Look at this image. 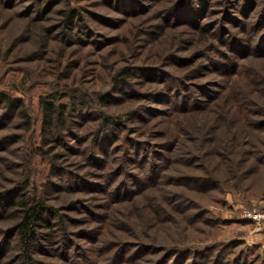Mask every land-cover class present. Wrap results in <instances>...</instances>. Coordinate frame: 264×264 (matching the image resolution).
Listing matches in <instances>:
<instances>
[{
  "label": "rangeland",
  "instance_id": "rangeland-1",
  "mask_svg": "<svg viewBox=\"0 0 264 264\" xmlns=\"http://www.w3.org/2000/svg\"><path fill=\"white\" fill-rule=\"evenodd\" d=\"M177 1L0 0V89L12 96H21L32 119L29 130H20L17 118L11 124H8L11 117L9 121L0 119V189L11 187L13 179L20 176L22 165L18 162L22 159L18 154L26 150V143L18 137H23L25 142L27 139L32 151L37 184H43L48 178L47 158L33 154L40 143L38 99L41 95L60 90L65 82L97 90L112 89L109 77L100 81L107 74V66L116 69L135 65L139 67L131 77L137 89L135 98L122 97L123 93L115 90L114 94L121 101L107 109L116 114L135 110L142 117H147L153 109L160 112L148 121L143 120L142 125L129 123L125 135L150 141L155 150L152 161L162 164L161 168L165 169L161 182L153 189H147L145 195L167 207L164 197L172 193L180 198L179 202L183 201L178 204L188 206L185 212H174L157 221V226L147 229L148 235H141L143 240L139 239L143 244L137 252H143L144 244L153 236L159 238L156 244H163L171 240V233L176 237L182 232V239L188 243L179 245L180 249L191 248L183 252V264L192 261L193 250L211 256L203 262L202 258L200 264H264V218L253 219L246 215L264 212V43H257L259 37L252 33L246 35L238 31L235 36L240 41L233 45L236 54L227 49L232 46L229 38L223 43L219 41L217 47L221 57H215L210 47L219 37V26L224 21L222 16L226 15L221 9H231L246 24L254 18L255 9L262 6L263 0H257L249 18L244 17L247 11L242 16L237 9L240 5L229 3L225 6L223 0H212L210 15L205 13L200 19L202 23L217 22L214 31L208 29L209 41L204 40L207 35L197 34L182 20L164 25L158 19ZM128 2L130 7L127 8ZM66 3L79 8L86 26L80 31L70 29V34H74L71 38L76 40L74 43L60 31V10ZM132 5L135 8L131 11ZM87 30L89 35H86ZM247 37L251 42L248 53L239 54L240 45H248ZM95 42L102 44L95 48ZM201 52L214 60H227V65L217 68L219 71L205 68L207 61L199 55ZM77 60L80 61L78 70L70 69L73 80L64 79L62 73L67 69L66 64ZM140 67L150 72L146 78L164 77L159 70L187 78L184 81L188 84L185 88L189 96L187 106L203 102L207 103L205 110H198L199 104L193 109L180 110L182 106L179 107L177 96L173 95L175 90L170 91L169 87L164 90V85L157 81L158 84L145 81ZM139 71L143 76H135ZM121 88L129 92V89ZM155 90L159 91H156L154 101L151 95ZM211 97L217 99L209 103ZM163 99L165 103H158L157 100ZM2 111L0 107V113ZM135 127L137 129L132 131ZM3 135L12 138L4 139ZM161 154H165L167 160L166 157L165 161L159 159ZM9 160L17 162L8 168ZM142 196L137 195L136 200ZM90 202L102 204L100 198ZM128 202L110 204L108 209L111 206L112 209L106 212L101 205H92L93 211L104 214L120 211L117 228L107 225L105 218L98 221L90 218L81 227L70 226L83 248L79 250L85 255L82 264H89L86 260L92 264H131L122 261V256L138 241L132 236L130 227L126 228V217L132 224L135 222V227L137 223L129 214ZM233 240L242 243L231 251L221 247ZM12 248L9 258L14 260L17 250L16 246ZM220 248L224 253L219 257H224L215 259ZM161 255L144 254L139 262L149 264L152 258ZM147 256L153 257L148 260ZM172 258L166 259L167 264Z\"/></svg>",
  "mask_w": 264,
  "mask_h": 264
},
{
  "label": "trees",
  "instance_id": "trees-1",
  "mask_svg": "<svg viewBox=\"0 0 264 264\" xmlns=\"http://www.w3.org/2000/svg\"><path fill=\"white\" fill-rule=\"evenodd\" d=\"M256 2L257 0L222 1L225 6H228L229 3L240 5L237 9L242 13V16L248 12L247 15H244L246 18H249V13H252ZM218 3L221 5L220 2H216L217 5H219ZM68 4L66 3L64 8L60 10L62 16L59 22L60 31L62 35L68 36L67 38L74 43L76 40L71 38L74 34H70V29L76 28V31H80L86 26L81 18L79 8L71 7ZM127 5V8L130 7L129 2ZM211 5L212 0H178L167 9V12L158 16V19L164 25L179 23L182 20L183 23L186 22L187 25L194 28L198 32L197 34L207 35L208 29L214 31V24L217 22L213 23L210 20L202 23L200 19L205 13L210 15ZM134 8L132 5L131 11ZM221 11L226 12L225 17L222 16L224 21H221L226 24L220 23V35L214 39L216 44L213 43L210 46L215 57H221V52L217 46L219 41L223 43L226 38H229L228 42L232 44L231 48H227L229 52L237 53L233 45L236 44V41H240L235 36L238 31L246 35L252 33L259 37L257 43L260 45L264 43V0L262 6L255 9L254 18H251V21H247L246 24L235 16L231 9L224 8ZM229 13H231L230 18L228 17ZM86 33L89 35L90 31L87 30ZM204 40L209 41L208 35L207 39ZM246 42L248 45L245 47L240 45L239 54L244 51L248 53L247 49L251 45L249 37H247ZM99 44L102 43H93L95 48ZM199 55L203 57L204 61H207L204 67H209L212 71H219L218 69L225 68L227 65V60L223 61L219 58L214 60L215 58L206 55L204 52L199 53ZM79 63L80 61L77 60L66 64L67 69L62 73L64 79L73 80L74 75L70 69L78 70ZM211 65L216 68L211 67ZM111 68L112 71H110ZM138 68L135 65L127 64L114 69L108 65V70H105L107 74L103 75L100 81L103 82L105 76L109 77L112 89L97 90L83 85H72L73 82H65L62 87H59L58 84L60 90H53L39 97L40 143L35 146L33 154L37 153V155L47 158L48 178L43 184H37L34 175L36 172L34 173L33 170L32 151L28 147L27 139L25 142L23 137H18L20 141L26 143V150L22 154H18L22 159L18 162L22 165V170L19 172L20 176L13 179L11 187L0 189V264H82V256L85 255L84 252L80 251L83 248L75 239L77 237L76 232L70 226L73 228L81 227L80 225L85 224L90 218L95 221L105 218L104 222L107 225L117 228L120 211L116 213L112 210V212L104 214L93 211L92 205H101L100 207L106 212L110 204L128 201L129 214L137 220V223L135 227V222L132 224L126 217L128 222L126 228L130 227L132 236L138 241H136L137 244L129 248V251L127 250L125 256H122L123 263L129 261L131 264H141L139 261L144 254H152L153 256L163 254L159 258L152 259L153 256H147L146 259H151L149 264H167L166 259L172 257L170 263H184L182 254L185 250L190 251L191 248L180 249L179 245L188 243L182 239V232H179L176 237L171 233V240L163 244H156L159 238L153 236L149 240L150 242L144 244L143 252H137L143 244L139 239L143 240L141 235H148L147 229L157 226V221H161L167 216L170 217L174 212L182 213L188 208V206L178 204L183 201L179 202L180 198L172 193L168 197H164L167 207L160 202L157 203L154 198L149 199L145 195L147 189L150 187L153 189L161 182L165 169L161 168L162 164H155V161H152L155 150L152 149L154 145L150 141L137 140L132 136L125 135L129 123L148 121L160 112L153 109L148 112L147 117H142L135 110L116 114L107 109L121 101V98L114 94L113 91L115 90L121 91L122 97L135 98L137 89L134 87L131 77ZM140 69L144 71V76L141 71L135 76H143L147 82L157 81L164 85V90L168 87L170 91L175 90L173 95L177 96L176 103L179 104V107L182 106L180 110L193 109L198 104V110H205L207 103L202 104L203 102L187 106L189 96L185 93V88L188 84L184 82L187 78L176 77L163 70H159L161 72L159 74L162 76L164 74V77L146 78L150 72L147 68L140 67ZM182 83L184 84L182 85ZM121 87L125 88L126 91L129 89V92H125ZM156 91L159 90H155L151 95L154 101L157 99ZM215 99L217 98L211 97L208 102L211 103ZM164 100L157 101L158 103H165ZM225 104L226 101H224L223 106ZM223 106H220L221 110H223ZM0 107L3 109L0 113V119L9 121L11 117L12 120L10 119L11 121L8 123L11 124L17 118V126L20 130L30 129L31 115L27 112L21 96H12L0 89ZM136 129L137 127L133 128L132 131ZM3 136L4 139L12 138L10 135ZM12 141L14 140L11 139ZM173 150L174 147L171 148V151ZM165 157V154H161L159 159L165 161ZM16 162L9 160L7 167H12V164ZM137 195L144 196L136 200ZM99 198L102 200V204L90 202L92 199ZM110 210L108 209V211ZM195 218L197 219L196 216ZM241 243V240H233L221 247H226L231 251ZM12 246H16L15 250H17L14 260L9 258L11 257ZM221 251L220 248L216 252L215 259L224 257H219L220 253H224ZM210 257L209 254L205 255L204 252L193 250L191 253L192 261L188 264H200L202 258L203 262ZM212 259L214 262V258ZM86 261L92 264L89 260ZM94 264L98 263L95 262Z\"/></svg>",
  "mask_w": 264,
  "mask_h": 264
},
{
  "label": "built area",
  "instance_id": "built-area-1",
  "mask_svg": "<svg viewBox=\"0 0 264 264\" xmlns=\"http://www.w3.org/2000/svg\"><path fill=\"white\" fill-rule=\"evenodd\" d=\"M246 215L252 216L253 219L264 218V212H248Z\"/></svg>",
  "mask_w": 264,
  "mask_h": 264
}]
</instances>
